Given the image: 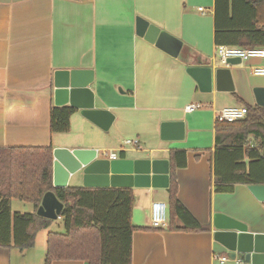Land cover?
<instances>
[{"label": "crops", "instance_id": "crops-1", "mask_svg": "<svg viewBox=\"0 0 264 264\" xmlns=\"http://www.w3.org/2000/svg\"><path fill=\"white\" fill-rule=\"evenodd\" d=\"M214 2L0 0V150L51 145L53 149L93 148L99 156L102 151L100 157H107L108 151L116 152L117 158L151 154L168 161V185L171 154L186 152V166L175 169L177 197L207 230L169 228L168 186L124 187L133 195L131 222L136 227L131 264H221L217 257L226 254L214 240L217 228L242 225L264 234V202L252 195L248 185L235 184L231 192L215 191V114L228 106L258 105L254 89L264 88V76L253 75L251 69L264 61L250 58L236 65L221 64L215 54ZM260 12L264 17V10ZM138 17L179 39L178 54L174 57L138 36ZM197 65L228 68L232 90H217L213 76L211 91L201 92L186 72ZM57 69L93 70L90 88L95 107L113 115L107 130L74 109L67 132L50 131ZM191 103L201 106L186 112ZM172 121L184 123L183 137L162 139L161 124ZM126 139H137L138 144L125 145ZM67 186L83 187L81 172L73 174ZM156 201L167 207L162 228L150 225L151 205ZM10 206L12 212L37 210L17 199ZM44 229L27 249L0 246V264H44L46 250L38 259L31 255ZM51 264L86 263L53 260Z\"/></svg>", "mask_w": 264, "mask_h": 264}, {"label": "trees", "instance_id": "trees-1", "mask_svg": "<svg viewBox=\"0 0 264 264\" xmlns=\"http://www.w3.org/2000/svg\"><path fill=\"white\" fill-rule=\"evenodd\" d=\"M264 0H215L214 41L234 47H264ZM245 118L216 122L213 170L216 192H231L235 184L264 185V107L247 106ZM70 106L50 108V131L67 132ZM248 136L252 142H248ZM122 153V151H121ZM168 185L169 228L204 231L177 197L175 169L186 166V152L171 154ZM53 147H9L0 150V246L32 247L39 230L52 220L34 213L12 212L11 200L40 205L53 191L63 203V231H49L44 264L82 260L86 264H131L133 195L130 188L72 187L52 184ZM179 222L180 225H176Z\"/></svg>", "mask_w": 264, "mask_h": 264}, {"label": "water", "instance_id": "water-1", "mask_svg": "<svg viewBox=\"0 0 264 264\" xmlns=\"http://www.w3.org/2000/svg\"><path fill=\"white\" fill-rule=\"evenodd\" d=\"M136 34L149 43L172 56L181 48V41L158 26L138 17ZM239 58H229L227 64L236 65ZM186 72L197 83L201 92L212 89L213 76L217 90H232L230 70L210 65L190 66ZM94 73L91 69H57L53 74L56 106L68 105L79 110L88 121L102 130H107L113 115L105 109L95 107L94 93L90 88ZM256 103L264 106V88L254 89ZM160 135L162 139H180L184 135L182 121L163 122ZM52 184L54 188L67 187L69 178L78 172L82 174L84 187H157L164 188L169 182V163L165 159L153 158L151 154L135 158L110 159L100 157L96 149H53ZM256 199L264 202V185H248ZM63 203L53 191L46 192L37 207L39 216L55 220L60 216ZM217 225V224H216ZM218 227V226H216ZM226 254V261L221 264H264V234L252 233L242 225L219 227L214 233Z\"/></svg>", "mask_w": 264, "mask_h": 264}, {"label": "built area", "instance_id": "built-area-1", "mask_svg": "<svg viewBox=\"0 0 264 264\" xmlns=\"http://www.w3.org/2000/svg\"><path fill=\"white\" fill-rule=\"evenodd\" d=\"M202 10V8H199ZM215 54L218 57L221 64L227 65L229 58H239L241 61L248 60L250 58H259L264 61V48L263 47H234L228 45H217L215 47ZM253 75L264 76V62L260 65L254 66L251 69ZM201 104L191 103L185 106L186 112H192L199 108ZM247 109L245 106H228L217 111L215 114V120L217 122H234L245 118ZM125 145L138 144L137 139H126L123 142ZM104 155L110 159H116L117 153L114 151L104 152ZM167 207L163 202H153L150 212V225L152 228H162L166 225ZM220 262L226 261V256L217 257Z\"/></svg>", "mask_w": 264, "mask_h": 264}, {"label": "rangeland", "instance_id": "rangeland-1", "mask_svg": "<svg viewBox=\"0 0 264 264\" xmlns=\"http://www.w3.org/2000/svg\"><path fill=\"white\" fill-rule=\"evenodd\" d=\"M102 150V149H101ZM100 156H102V151L99 152ZM62 219V218H60ZM57 219L53 220L51 227L45 228L43 231L39 232L36 246L34 247L33 250H31V255L35 258L38 259L41 256L44 255L45 250H46V233L49 230H54V231H63L64 230V224L63 222L61 223L62 220Z\"/></svg>", "mask_w": 264, "mask_h": 264}]
</instances>
